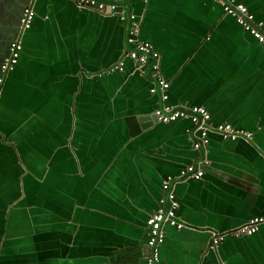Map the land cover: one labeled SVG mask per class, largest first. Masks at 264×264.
<instances>
[{
  "label": "crops",
  "instance_id": "0c3cea01",
  "mask_svg": "<svg viewBox=\"0 0 264 264\" xmlns=\"http://www.w3.org/2000/svg\"><path fill=\"white\" fill-rule=\"evenodd\" d=\"M236 2L264 21V0ZM28 7L36 16L22 31ZM131 10L140 39L160 54L169 104L204 106L212 124L252 140L213 133L204 155L188 121L142 128L158 105L148 73L125 59L124 71L95 76L124 59L118 14L72 0H0V76L11 43H23L0 87V264H148L146 224L162 182L206 156L201 180L176 185L186 227H164L163 263L264 264V223L231 234L264 218V46L212 0H135ZM213 231L227 235L217 252Z\"/></svg>",
  "mask_w": 264,
  "mask_h": 264
},
{
  "label": "built area",
  "instance_id": "2783aa9c",
  "mask_svg": "<svg viewBox=\"0 0 264 264\" xmlns=\"http://www.w3.org/2000/svg\"><path fill=\"white\" fill-rule=\"evenodd\" d=\"M81 9H93L102 14H118L122 22L126 24V52L117 64L108 68L103 73L122 72L125 68V59L133 61L142 72L149 75L153 85L150 93L158 97V106L153 112L158 123L168 125L179 120L190 122L186 134L193 143L194 149L206 154L210 144L212 133L221 136L225 141H250L253 133L244 129H238L230 123L213 125L211 114L204 106H186L169 104L170 83L160 71V54L140 39L141 21L132 13H127L124 5L129 0H72ZM147 2V0H138ZM220 5L226 15L235 18L237 23L262 46H264V25L257 23L254 16L246 6L235 3L234 0H212ZM35 12L32 8H26L20 19L22 31L32 27ZM23 45L21 41H14L10 46V55L4 59L1 65L0 87L4 83L7 74L17 67ZM103 73H100L102 75ZM210 161L203 158L200 162L186 165L177 176H167L162 182V196L158 200V208L147 220V248L149 254L146 258L148 264H165L161 259L162 246L166 239L165 226L177 230L184 229L186 223L179 219L177 214L179 202L176 196V185L186 181H199L206 174V168ZM264 223V218L254 217L246 224L231 232L236 237L254 235L259 226ZM209 243V251L217 252L219 246L225 241L226 233L212 232ZM218 264H226L220 260Z\"/></svg>",
  "mask_w": 264,
  "mask_h": 264
},
{
  "label": "water",
  "instance_id": "95a60500",
  "mask_svg": "<svg viewBox=\"0 0 264 264\" xmlns=\"http://www.w3.org/2000/svg\"><path fill=\"white\" fill-rule=\"evenodd\" d=\"M134 1L135 0H129L128 1V3H126L125 5H124V7L127 9V13L129 14V13H131V7H132V4L134 3ZM235 1V3H237L236 1L237 0H234ZM145 3V2H144ZM237 4H240V3H237ZM242 5H244V4H242ZM244 6H246V5H244ZM247 7V6H246ZM247 9L249 10V8L247 7ZM249 12L251 13V14H253L250 10H249ZM36 16V15H35ZM253 16H254V14H253ZM254 18H255V16H254ZM35 19V18H34ZM255 21L257 22V23H263V25H264V21H257L256 19H255ZM34 22V21H33ZM33 25V24H32ZM242 27V26H241ZM32 28V27H31ZM243 28V27H242ZM244 29V28H243ZM22 43V42H21ZM146 43H148V42H146ZM148 44H150V43H148ZM22 45H23V43H22ZM153 46V45H152ZM154 48V47H153ZM155 49V48H154ZM156 50V49H155ZM157 51V50H156ZM158 52V51H157ZM159 53V52H158ZM125 62V61H124ZM18 66V65H17ZM110 68V67H109ZM16 69V68H15ZM108 70V68L107 69H105L104 71H107ZM13 72V71H12ZM11 72V73H12ZM100 73H103L102 71H100V72H98L97 74H95V76L96 77H98V78H102V77H105V76H109V75H112L113 73H115V72H112V73H107V72H105V73H103L102 75H100ZM149 92H150V89H149ZM157 97V96H156ZM157 100H159L158 99V97H157ZM158 106V105H157ZM157 106H156V108H157ZM197 106H201V105H197ZM155 108V109H156ZM155 111V110H154ZM209 111V110H208ZM211 114V113H210ZM211 117H212V115H211ZM148 120H150L152 123H158V121H157V119H156V117L153 115V113H152V117H151V119H144V118H139L138 119V121L141 123V126H142V128H146L147 126H148ZM179 121H183V120H179ZM178 122V121H177ZM211 122H212V120H211ZM160 124V123H159ZM213 125H215V124H213ZM213 134V133H212ZM187 135V134H186ZM217 135V134H216ZM188 136V135H187ZM219 136V135H218ZM189 137V136H188ZM222 140H224L221 136H219ZM225 141V140H224ZM239 141V140H238ZM209 146H210V144H209ZM209 146H208V148H207V151H208V149H209ZM200 152H202V151H200ZM204 153V152H203ZM202 153V154H203ZM204 155H206L205 153H204ZM206 158L210 161V159L206 156ZM210 163H211V161H210ZM210 165V164H209ZM171 176H173V175H171ZM178 200V199H177ZM157 208H158V201H157V207H156V209H155V211L157 210ZM179 208H180V204H179V207H178V210H179ZM177 214H178V211H177ZM182 221V220H181ZM248 222V221H247ZM246 222V223H247ZM245 223V224H246ZM219 249V248H218ZM224 262H226V261H224ZM226 264H228L227 262H226Z\"/></svg>",
  "mask_w": 264,
  "mask_h": 264
},
{
  "label": "flooded vegetation",
  "instance_id": "af4514ba",
  "mask_svg": "<svg viewBox=\"0 0 264 264\" xmlns=\"http://www.w3.org/2000/svg\"><path fill=\"white\" fill-rule=\"evenodd\" d=\"M146 235H147V233H146ZM147 238H148V235L146 236V244L144 245L145 259L147 258L148 254H149V249L147 248Z\"/></svg>",
  "mask_w": 264,
  "mask_h": 264
}]
</instances>
